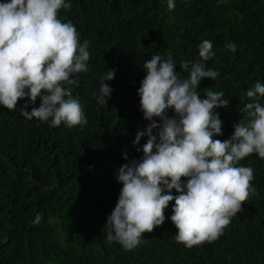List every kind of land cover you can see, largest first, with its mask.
<instances>
[{
	"label": "trees",
	"instance_id": "obj_1",
	"mask_svg": "<svg viewBox=\"0 0 264 264\" xmlns=\"http://www.w3.org/2000/svg\"><path fill=\"white\" fill-rule=\"evenodd\" d=\"M70 2L57 18L71 21L81 43L90 41L89 70L76 74L73 88L88 123L81 129L27 120L20 115L27 97L15 111L0 105V264H264V159L255 153L237 166L253 168L256 194L214 242L192 248L176 242L169 219L174 201L164 223L131 251L109 244L102 231L122 187L115 180L127 162L122 154L139 159L136 147L146 142L132 143L149 123L137 95L145 60L171 58L180 71L181 61L199 60L203 40L212 41L215 56L205 64L219 76L202 79L198 91L201 98L205 88L222 91L228 99L227 108L214 110L223 135L213 137L228 139L244 115L246 91L257 80L264 83V0H174L171 11L167 0ZM228 43L237 50L229 51ZM112 69L113 79L105 81L111 97L101 106L93 94H99L103 72ZM39 104L38 98L26 110ZM171 194L177 195L174 189ZM37 214L42 219L33 225Z\"/></svg>",
	"mask_w": 264,
	"mask_h": 264
},
{
	"label": "clouds",
	"instance_id": "obj_2",
	"mask_svg": "<svg viewBox=\"0 0 264 264\" xmlns=\"http://www.w3.org/2000/svg\"><path fill=\"white\" fill-rule=\"evenodd\" d=\"M71 6L70 0L0 3V105L15 111L17 102L27 97L20 109L23 118L83 129L88 121L73 98V88L79 84L76 74L89 70L90 41L81 43L71 21L57 18L60 9ZM167 8H175L174 0H167ZM225 47L237 50L234 43ZM198 48L199 60L181 61L180 71L171 58L155 54L142 65L145 76L137 95L149 123L135 133L132 143L139 145L142 137L146 142L136 147L142 152L139 159L122 154L127 162L115 173L122 187L102 229L107 242L119 243L124 251L139 246L144 233L164 223L170 201L175 240L192 248L219 239L242 204L256 194L253 168L237 164L254 153L264 159V83L257 80L246 91L244 115L233 125L232 135L224 141L213 139L223 135L214 110L227 108L229 101L222 91L207 88L201 98V80L214 81L219 72L205 64L215 56L212 41L205 39ZM181 72L188 76L181 78ZM114 74L115 69L103 72L99 94H93L101 106L111 97L112 88L105 81ZM38 98L39 106L26 110ZM41 219L37 214L33 225Z\"/></svg>",
	"mask_w": 264,
	"mask_h": 264
}]
</instances>
